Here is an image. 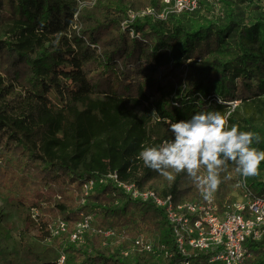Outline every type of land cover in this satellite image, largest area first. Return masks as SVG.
Wrapping results in <instances>:
<instances>
[{
  "label": "trees",
  "instance_id": "1",
  "mask_svg": "<svg viewBox=\"0 0 264 264\" xmlns=\"http://www.w3.org/2000/svg\"><path fill=\"white\" fill-rule=\"evenodd\" d=\"M149 7L160 9L162 0H0V164L10 166L5 154L17 160L9 171L0 165V189L9 191L23 240L33 235L46 245L39 251L24 240L14 260L0 255V264H56L61 254L64 264H174L181 254L165 210L132 199L107 176L192 201L200 190L186 173L163 186L138 154L172 139L166 120L234 101L228 126L258 133L253 146L264 150V13L248 25L234 8L224 20L197 9L129 22L130 11ZM243 185L249 198L264 200V162ZM83 216L97 231L120 233L121 247L93 232L72 242ZM57 219L68 229L53 237ZM140 236L159 257L121 255ZM245 248V264H264V238Z\"/></svg>",
  "mask_w": 264,
  "mask_h": 264
},
{
  "label": "built area",
  "instance_id": "2",
  "mask_svg": "<svg viewBox=\"0 0 264 264\" xmlns=\"http://www.w3.org/2000/svg\"><path fill=\"white\" fill-rule=\"evenodd\" d=\"M200 1L162 0L160 9L149 7L138 13V16L150 17L153 21L166 20L173 15L194 12L199 8ZM107 177L114 179L132 199L152 201L165 210L173 228L177 250L181 254V258L174 264H245L248 256L246 241L264 238V200L261 198H249L246 193V200L242 203H222L223 207L214 195L210 199L203 196L192 201L177 202L172 195L161 197L154 190H141L135 184L120 182L116 173ZM93 186V181L85 184V195ZM84 201L82 199V203ZM66 229L67 223L57 220L51 226V234L53 237L59 236ZM92 232L103 234L106 246H110L111 240L120 237L113 230H95L92 217L83 216L71 234V241L82 243L84 234ZM142 252L155 258L160 256L153 242L143 236L135 238L130 248L121 250V255L131 258ZM65 259V255L61 254L56 264H64Z\"/></svg>",
  "mask_w": 264,
  "mask_h": 264
},
{
  "label": "clouds",
  "instance_id": "3",
  "mask_svg": "<svg viewBox=\"0 0 264 264\" xmlns=\"http://www.w3.org/2000/svg\"><path fill=\"white\" fill-rule=\"evenodd\" d=\"M165 123L172 139L142 145L137 158L169 181L186 173L205 199H210L221 184L229 162L244 179L257 175L264 162V150L253 146L261 142L260 135L242 131L238 125L227 126L219 111L197 112L188 119Z\"/></svg>",
  "mask_w": 264,
  "mask_h": 264
},
{
  "label": "rangeland",
  "instance_id": "4",
  "mask_svg": "<svg viewBox=\"0 0 264 264\" xmlns=\"http://www.w3.org/2000/svg\"><path fill=\"white\" fill-rule=\"evenodd\" d=\"M79 2L80 5H84L85 3L91 2V0H79ZM226 3H229L232 7H228ZM230 8H234L236 12V18L240 20L242 25H248L252 23L253 20L257 18V16L264 13V0H202L196 14L205 16L207 18H219L224 20ZM146 9H144L143 11H139V13L144 12ZM129 16V22H133L136 17L138 18V13L130 11ZM139 16V18L146 17L142 15ZM127 23L128 22H124L122 26L126 25ZM238 105V101L230 102L229 104L224 105V107H222L218 111L225 117V120L227 122V118L230 112ZM242 113H244L243 109ZM2 160L3 163H10V166L5 167H2L3 164H0L3 171L11 170L17 163V160L15 158L12 159L8 154L3 155ZM224 176H229L230 178L224 179ZM221 178V184L212 194L217 198V200L222 202L223 205L231 204L232 202L242 203L246 200L247 191L243 185V177L236 171V166L232 162L228 163V171L227 173H222ZM156 180L161 182L163 186L167 185V182L169 181L166 178L162 177L160 174H158ZM202 197L203 195L200 191L199 195L193 200L200 199ZM8 199L9 191L0 189V255H2V257L6 261L14 260L24 240L28 243L34 244L39 251H42L43 246L46 247V245H43L41 242H39L33 235L25 236L23 240L21 224L16 213L8 209ZM57 220H55L53 224ZM65 232H63L62 234H64ZM122 240L123 239H121V237L113 239L111 240L110 246L108 247H111L114 250L119 249L121 247Z\"/></svg>",
  "mask_w": 264,
  "mask_h": 264
}]
</instances>
